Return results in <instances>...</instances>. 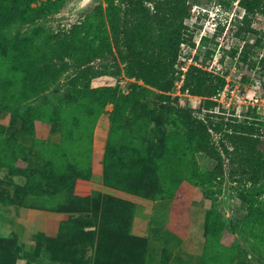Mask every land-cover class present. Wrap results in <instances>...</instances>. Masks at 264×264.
Here are the masks:
<instances>
[{"label": "rangeland", "instance_id": "obj_1", "mask_svg": "<svg viewBox=\"0 0 264 264\" xmlns=\"http://www.w3.org/2000/svg\"><path fill=\"white\" fill-rule=\"evenodd\" d=\"M46 1L37 0L32 7ZM101 2L66 0L58 11L33 23H16L0 30V264H116L114 259H119V253L128 251L136 243L129 233L143 241L141 246L145 245L150 264H162L167 257H170L167 258L169 263L174 256L179 259L178 264H264V254L256 251L235 230V224L246 217L248 210L230 184L220 180L213 184L202 183L206 173L216 169L217 161L186 145L189 130L172 110V106L179 105L197 111L201 105V98L183 92V75L170 93L172 105L169 100L163 101L161 91L124 72L116 77L108 74L92 78V90L110 88L118 97L136 94L134 103L118 124H113L111 119L115 110L113 102L102 110L95 106L97 110L90 112L93 103L88 97L80 98L71 91L73 68L52 75L72 63L63 57V49L69 43L66 35L74 25H82L89 33L85 24ZM189 4L192 15L186 25L196 47L190 42L182 44L179 68L184 72L183 67L204 64L208 70L226 75L227 86L218 96L222 107L229 115L234 113L240 118L251 108L256 109L264 119V44L262 49L255 46L257 39L264 37V16H257L253 22L259 34L246 33L245 26L241 28L236 21L245 14L237 2L226 9L218 0H189ZM8 7L17 8L12 0H0L1 10ZM92 19L95 21L94 17ZM40 31L42 33L29 47L40 46L37 55L41 66L49 70V80L34 97L24 101L26 74L17 62L18 52L30 34ZM203 36L209 38L206 46L201 43ZM244 46L248 51L247 60L242 54ZM207 51L214 54L209 56ZM111 59L107 56L106 61ZM100 62L101 59L95 64ZM31 107L42 111L46 120H35L28 129L17 112ZM56 111L59 118L48 120ZM65 124L74 128L76 140L57 148L63 140ZM112 134L121 148L132 145L140 149L170 148L158 164L159 187L152 197L129 195L115 184L105 187L104 157ZM12 149L26 160L24 167L30 175L39 179L44 176L43 171L66 170L69 163L89 166L92 174L86 180L75 182L72 191L66 190L67 198L48 195L27 199L24 188L29 176L12 173L10 162L17 163L11 160ZM64 149L67 154H63ZM45 180L50 181L48 176ZM83 205L88 207L87 212L76 211L77 214L72 215L74 221L80 219L76 222L81 230L68 235L54 223L49 233L39 234L46 217L64 220V214L55 209L80 210ZM104 207L108 213H117L123 227L121 233H103L102 243L111 254L105 262L99 261L97 255L99 223L95 221V212L101 213ZM215 207L224 226L221 239L209 231L206 224L208 212ZM124 263L117 260V264Z\"/></svg>", "mask_w": 264, "mask_h": 264}, {"label": "trees", "instance_id": "obj_2", "mask_svg": "<svg viewBox=\"0 0 264 264\" xmlns=\"http://www.w3.org/2000/svg\"><path fill=\"white\" fill-rule=\"evenodd\" d=\"M12 1L17 7L14 8L16 11L10 7L5 10L0 9L1 31L16 23H33L53 11H58L66 2V0H47L41 6L32 7V3L37 0ZM218 1L225 9L237 2L245 12L241 19H236L238 25L241 28L245 26L246 33L259 34V31L253 28V22L257 16H264V0ZM191 15L192 6L189 0H102L85 24L89 33L82 25H74L66 35L69 43L63 49V57L69 58L72 63H69L70 66L57 69L52 75L57 76L73 68L75 72L71 78V91L73 90V93L80 98L88 97L93 103L90 112L97 110L95 106L102 110L109 102H113L115 104L111 116L113 124H118L123 113L134 103L136 94L132 92L118 97L110 88L92 90L90 86L92 78L108 74L116 77L124 72L128 77L136 78L143 81L146 86L161 91L160 96L163 101L169 100V104L172 105L170 93L184 75L183 92L201 98L200 108L196 111L177 105V107L172 106V110L189 130L186 145L188 143L195 152H203L217 161L216 169L206 173L202 183L213 184L215 180H220L221 183L227 181L230 184L234 194L248 210L246 217L235 224V230L256 251L264 254V119L256 109L251 108L243 118H240L234 113L229 115L222 107L218 96L227 86L226 75L214 73L204 64H191L184 72L179 68L182 44L190 42L192 47H196L190 28L186 25V20ZM41 33L42 31L35 32L34 35L30 34L26 43L19 49V55L17 54V62L26 74L22 91L24 101L34 97L38 89L49 80L47 77L49 70L41 66L37 55L40 46L36 45L33 49L29 47V43H33L34 38ZM93 33L95 36L92 35ZM208 41V37L201 38L203 46H206ZM263 44L264 37L260 36L255 46L262 49ZM207 52L209 56L214 54L212 51ZM242 54L247 60L246 46L243 47ZM107 56H111L112 59L106 61ZM99 59L101 62L96 65ZM262 62L264 63V57ZM176 100L178 102V99ZM57 113L59 112L50 114L48 120H57ZM17 114L28 129H31V124L35 120L45 119L46 116L35 107L25 112L18 110ZM62 128L63 140L57 148L70 145L76 140L72 126L65 124ZM118 143L119 141L112 134L104 157L105 187L110 188L115 184L129 195L152 197L159 187L157 173L160 165L158 164L170 148L158 149L149 146L140 149L135 145L121 148ZM11 153L14 154L11 160L17 161V163L10 162L12 173L29 176L28 185L24 188V196L27 199L48 195L67 198L66 190L72 191L75 182L86 180L92 174V168L89 166L69 163L66 170L43 171L44 176L39 179L30 175L29 170L24 167L25 159L18 156L13 149ZM64 153L67 154L66 149ZM47 176L49 182L45 180ZM113 180L116 182L113 183ZM160 192L163 193V189ZM87 208L83 205L80 210L74 207H67L64 210L55 209L64 214V220L50 219L47 231H39V234L46 235L55 224H59V230L67 232L68 235L74 230H81L76 222L80 219L76 218L77 220L74 221L72 215L77 214L76 211L87 212ZM95 214V221L99 223L97 255L99 261L105 262L111 254L103 244V233H121L123 227L120 226L117 213H108L106 207L101 213L96 211ZM206 224L209 231L221 239L224 226L222 216L217 212L216 207L208 212ZM172 228L178 230L176 226ZM129 234L136 243L133 247H129L128 251L119 253L117 257L119 259H114L116 264L117 260L125 262L124 264H146L148 251L145 245L141 246L143 241ZM167 258L163 259L162 264H168Z\"/></svg>", "mask_w": 264, "mask_h": 264}, {"label": "crops", "instance_id": "obj_3", "mask_svg": "<svg viewBox=\"0 0 264 264\" xmlns=\"http://www.w3.org/2000/svg\"><path fill=\"white\" fill-rule=\"evenodd\" d=\"M97 145H98V143H97ZM54 218H56V217H46V220H45V223H44V226H43V228H39V231H42V232H46L47 231V229H48V223H49V220L50 219H54ZM63 218V217H62ZM57 219V218H56ZM187 259H189L188 257H187ZM179 259L177 258V257H173L171 260H170V262L168 263V264H178V263H176L177 261H178ZM146 264H150V259L147 257V263ZM158 264H160V263H158Z\"/></svg>", "mask_w": 264, "mask_h": 264}, {"label": "built area", "instance_id": "obj_4", "mask_svg": "<svg viewBox=\"0 0 264 264\" xmlns=\"http://www.w3.org/2000/svg\"><path fill=\"white\" fill-rule=\"evenodd\" d=\"M183 70L186 71L187 68L183 67ZM183 77H184V75H183ZM181 83H182V84L184 83V78L181 80Z\"/></svg>", "mask_w": 264, "mask_h": 264}]
</instances>
